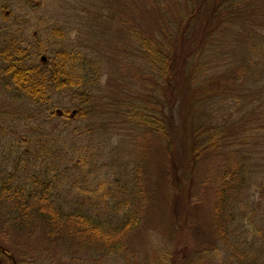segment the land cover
Returning a JSON list of instances; mask_svg holds the SVG:
<instances>
[{"label":"trees","instance_id":"16d2710c","mask_svg":"<svg viewBox=\"0 0 264 264\" xmlns=\"http://www.w3.org/2000/svg\"><path fill=\"white\" fill-rule=\"evenodd\" d=\"M31 1L17 0L9 9L10 16L8 12L3 16L0 83L14 95L13 99H24L41 111L54 106L55 97L70 93L77 102L74 120L86 122L91 114L93 88L103 79V66L91 55L57 47L66 35L58 26L47 28L44 15L40 24L45 29L38 24L32 32L23 29L27 23H20L28 17L18 12L31 9ZM38 2L42 7L47 5V0ZM163 15L167 16L166 12ZM181 17V21L175 18L176 29L172 31H130L137 63L161 81L160 94L167 104L171 97L167 99L166 91L169 95L175 90H185L189 96L184 101L179 99L186 109L197 110L201 103L213 109L228 101L237 104V91L243 83L256 73H264V0H185V14ZM192 35L194 48L188 46ZM236 49L246 51L242 58L236 57ZM41 56H45V63L40 61ZM179 82L182 89L177 88ZM260 109L263 112L254 119L250 116L244 129L213 124L209 119L203 123L196 120L190 127L189 143L192 165L220 158L212 209L215 235L240 262L254 260L252 264H264L257 247L264 244V176L259 173L256 155L242 150L262 143L257 140L259 131L264 130V108ZM50 115L51 119L73 120L65 115ZM128 117L135 125H147L165 151L172 153L176 127L171 114L161 111L154 116ZM253 125L259 126L252 129ZM15 127L12 123L0 125V138L3 135L9 140L0 142V202L9 205V214L15 213L16 217L10 218L13 223L33 225L39 221L49 236L67 235L81 248L94 243L106 248L124 246L140 219L132 204L144 199L142 164H136L127 177L110 181L101 177L98 166L101 156L103 167L102 143L100 149L93 139L70 140L58 127L50 134L40 125L30 127L26 129L28 136L16 133ZM48 162L50 166L42 168ZM73 191L78 193V203L94 209L96 217L123 219V225L105 227L94 222L93 216L64 213L55 197L69 196ZM0 256L4 264H11L1 253Z\"/></svg>","mask_w":264,"mask_h":264},{"label":"rangeland","instance_id":"374dc122","mask_svg":"<svg viewBox=\"0 0 264 264\" xmlns=\"http://www.w3.org/2000/svg\"><path fill=\"white\" fill-rule=\"evenodd\" d=\"M16 1L0 0L2 34L3 16L6 12L10 16L9 9ZM2 5H6L3 10ZM28 6L31 9L18 12L19 16L27 14L28 17L20 23H27L23 24V29L32 32L36 24L45 29L44 24H40L44 15L48 20L47 28L58 26L66 35L61 39L62 44L58 41L57 47H70L91 55L102 64L103 79L93 88L91 114L86 122L50 118L51 113L61 110L67 117L76 111L77 102L71 99L70 93L55 97L54 106L41 111L24 99H13L14 95L7 93L0 83V125L12 123L16 126L15 132L23 136L29 135L26 129L30 127L40 125L47 134L58 127L70 140L89 142L93 139L100 144V149L102 143L105 147L103 167L101 156L97 160L101 177L110 181L125 178L136 164H142L144 199L132 204L140 219L124 240V246L108 248L97 243L81 248L67 235L49 236L39 221L33 225L14 224L10 218L16 217L15 213L9 214V205L0 202V245L25 264L254 263V260L240 262L215 235L212 209L221 160L215 158L190 164L189 143L190 127L196 120L203 123L209 119L213 124L244 129L251 117L257 118L260 111L263 112L260 108H264V73H256L243 83L237 91V104L228 101L213 109L201 103L197 110L186 109L179 100L189 98L185 90H175L169 95L166 91L167 99L171 97L167 104L160 94L161 81H156L147 68L137 63L129 34L134 28L145 33L175 30V18L183 20L185 0H47L43 7L38 0H32ZM34 6L39 7L33 9ZM194 39L195 35L189 37L188 46L195 47ZM236 51V57L240 58L246 53L244 49ZM177 88H183L182 82ZM161 111L174 117L176 128L170 154L147 125H135L133 118L128 117L129 114L136 119L140 114L154 116ZM256 126L259 125L251 128ZM1 136L0 142L9 141L8 137ZM257 140L262 143L245 147L242 152L256 155L259 173L264 176V130L259 131ZM235 157L233 154L232 161ZM46 164L50 166L48 162L42 168ZM55 199L64 213L93 216L94 222L103 223L105 227L123 225V219L108 221L103 219L106 215L102 219L96 217L94 209L88 210L78 203L76 191ZM262 245L257 247L264 262ZM0 264H4L1 256Z\"/></svg>","mask_w":264,"mask_h":264},{"label":"water","instance_id":"95a60500","mask_svg":"<svg viewBox=\"0 0 264 264\" xmlns=\"http://www.w3.org/2000/svg\"><path fill=\"white\" fill-rule=\"evenodd\" d=\"M41 60H42V61H45V58L42 57ZM74 114H75V112H73V113L71 114V117H73ZM0 252H1L2 254H4L7 258H9L12 264H15V261H14L13 257L8 253L7 250H5L4 248H2L1 246H0Z\"/></svg>","mask_w":264,"mask_h":264}]
</instances>
